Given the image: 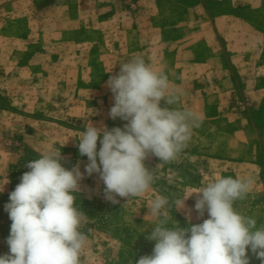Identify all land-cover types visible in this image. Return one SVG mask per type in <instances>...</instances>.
<instances>
[{
    "label": "rangeland",
    "instance_id": "1",
    "mask_svg": "<svg viewBox=\"0 0 264 264\" xmlns=\"http://www.w3.org/2000/svg\"><path fill=\"white\" fill-rule=\"evenodd\" d=\"M199 1L0 0V192L4 189L0 255L9 252L11 220L4 205L29 171L25 165L43 152L57 151L66 168L80 161L84 172L88 159L80 156L77 138L85 127L92 123L122 128L126 123L108 115L114 103L106 87L109 76L134 56L142 57L154 71L159 69L157 51L171 39L195 31L174 27L183 21L184 10ZM195 15V10L190 12L189 19ZM223 15L227 25L223 36L241 58L239 82L224 111L234 113L238 108L244 126L232 139L227 134L216 141L191 134L187 146L170 162L150 155L144 163L153 170L154 183L139 197L127 201L118 197L119 204L104 198L98 174L85 173L76 201L85 213L81 231L89 236L83 264H135L140 256L150 255L155 242L145 235L158 222L146 216L152 200L185 199L221 177L253 178L247 198L234 207L256 218L258 226L264 223V91L255 97L242 90L246 81L264 89V8H240ZM171 72L168 77L176 79V72ZM172 107L182 109L179 103ZM194 204L195 196L185 202V210L176 211L173 204L167 226L176 221L187 227V210L192 224L207 219V212L198 218ZM248 255L250 264H261L251 251Z\"/></svg>",
    "mask_w": 264,
    "mask_h": 264
},
{
    "label": "clouds",
    "instance_id": "2",
    "mask_svg": "<svg viewBox=\"0 0 264 264\" xmlns=\"http://www.w3.org/2000/svg\"><path fill=\"white\" fill-rule=\"evenodd\" d=\"M106 87L114 101L109 117L126 123L122 128L92 123L85 127L77 138L80 156L88 159L84 172L80 161L66 168L57 151L43 152L25 165L29 171L22 174L4 205L11 225L6 239L9 252L0 255V264H83L89 236L81 231L85 213L76 201L85 173L98 174L104 198L112 204L120 203L118 197L126 201L139 197L154 183L153 170L145 160L150 155L161 162L175 160L199 126L196 113L172 107L179 93L169 89L166 74L154 71L142 57L121 64ZM253 182L251 177L227 176L185 199L170 202L157 196L146 215L158 221L145 235L155 242L153 251L135 264H250L249 251L264 264V223L258 226L256 218L234 207L247 198ZM193 196L198 218L205 212L208 218L192 224L187 210V227L176 221L167 226L173 204L176 211L185 210V202Z\"/></svg>",
    "mask_w": 264,
    "mask_h": 264
},
{
    "label": "crops",
    "instance_id": "3",
    "mask_svg": "<svg viewBox=\"0 0 264 264\" xmlns=\"http://www.w3.org/2000/svg\"><path fill=\"white\" fill-rule=\"evenodd\" d=\"M240 8H264V0H200L184 10L183 21L174 27L189 26L195 31L171 39L161 52L156 53L162 62L156 72L167 77L171 71L176 72V79L168 77L169 89L179 93L181 110H191L199 117V126L192 134L213 141L221 134L232 139L240 133V126H244L238 108H234V113L224 111L225 107L228 109L227 98L239 82L237 75L241 72L237 63L241 58L238 53H233L231 47L234 44H227L223 36L222 30L227 27L223 14L230 15ZM193 9L196 15L191 20L189 13L192 14ZM170 60L175 65L169 64ZM242 90L255 97L264 91L255 89L250 81L242 85ZM199 128L205 131L201 132Z\"/></svg>",
    "mask_w": 264,
    "mask_h": 264
}]
</instances>
